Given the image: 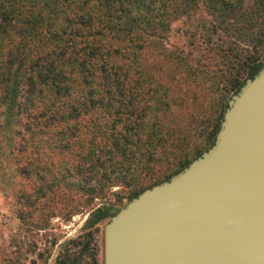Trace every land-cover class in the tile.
<instances>
[{
	"label": "trees",
	"instance_id": "16d2710c",
	"mask_svg": "<svg viewBox=\"0 0 264 264\" xmlns=\"http://www.w3.org/2000/svg\"><path fill=\"white\" fill-rule=\"evenodd\" d=\"M179 19L196 21L203 34L188 31L180 47L168 43ZM243 41L252 49L241 48ZM262 57L264 0H0L4 172L17 201L32 198L28 206L40 212L29 213V224L44 230L45 216L90 212L96 198L130 202L169 180L191 162L165 176L152 170L151 182L150 173L141 176L144 167L137 180L111 192L125 184L131 166L147 162L145 154L158 162L154 155L168 154L171 138L178 144V121L187 115L191 123L209 90L221 92L217 105L225 108L226 96L258 73ZM221 66L231 73L217 77ZM105 215L113 216L99 212L93 225ZM17 218L23 227L24 213Z\"/></svg>",
	"mask_w": 264,
	"mask_h": 264
},
{
	"label": "water",
	"instance_id": "95a60500",
	"mask_svg": "<svg viewBox=\"0 0 264 264\" xmlns=\"http://www.w3.org/2000/svg\"><path fill=\"white\" fill-rule=\"evenodd\" d=\"M103 264H264V62L214 144L105 224Z\"/></svg>",
	"mask_w": 264,
	"mask_h": 264
},
{
	"label": "rangeland",
	"instance_id": "374dc122",
	"mask_svg": "<svg viewBox=\"0 0 264 264\" xmlns=\"http://www.w3.org/2000/svg\"><path fill=\"white\" fill-rule=\"evenodd\" d=\"M180 19L171 24V31L167 33L168 43L173 44L175 47H180L184 34L186 35L188 31H195L197 38L203 34L196 21H192L188 25L184 23V20ZM211 23L214 24L215 21L211 19ZM206 26L208 27V25ZM213 39L219 43L217 37ZM239 46L245 50L252 49V43L247 41L241 42ZM243 54H246V52H243ZM260 62L263 64V57ZM223 66H221V71L215 74L217 77H221L222 74L227 76L231 73V71H225L226 68ZM247 79L249 78L245 77L244 82ZM219 93L221 92L209 90L207 101L201 100L196 103L197 106L192 110L194 120L191 123H188L187 115L178 121L179 126L176 129V135H174L179 137L180 141L175 144L171 138L166 144L169 153L154 155V157L157 156L158 162L161 161L160 165L158 162H150L151 154H145L144 158H147V162L143 160L140 165L131 166L123 175L122 182L125 184H115V186L111 187V192L117 193L125 189L130 182L137 180L138 174L144 167V171L141 174L144 178H147L152 170L155 174L158 171L162 174L161 176H165L175 172L182 161L189 160L192 162L203 152L207 151L214 144L224 113L228 107V102L237 92L226 96L225 103L227 106L222 110L217 105L220 98ZM221 111L217 133L210 143H205L204 136L214 128ZM6 144L5 138L0 133V264H55L58 259H77L82 264H91L93 262L103 264V231L110 216L105 215L96 225H93V221L99 216V212L106 213L107 211L108 214L114 215L128 202L123 199L120 203L116 202L111 205L107 202L109 199L101 200L96 198L92 211L73 215L68 219L62 216H45L44 218L48 222L47 228L44 230L38 229L29 224L31 221L29 213L33 214V218L40 216L39 211L28 206V201H32V198L27 201H17L13 187L9 186L7 181L8 171L4 172L6 170L5 154H2ZM199 146L202 149L200 154H196ZM54 163L57 164L55 159ZM155 178L156 176L151 174L147 180L151 182ZM17 183L18 187L21 186L24 192L30 193L31 188L27 181L19 180ZM19 212L25 215V224L21 228L20 221L17 218ZM44 214H46V211Z\"/></svg>",
	"mask_w": 264,
	"mask_h": 264
}]
</instances>
